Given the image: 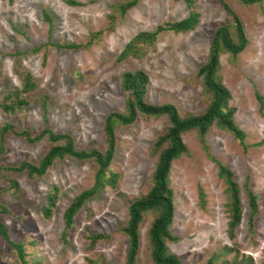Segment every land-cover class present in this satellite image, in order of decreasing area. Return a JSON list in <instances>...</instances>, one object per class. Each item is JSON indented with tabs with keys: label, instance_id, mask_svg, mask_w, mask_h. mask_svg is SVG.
<instances>
[{
	"label": "rangeland",
	"instance_id": "obj_1",
	"mask_svg": "<svg viewBox=\"0 0 264 264\" xmlns=\"http://www.w3.org/2000/svg\"><path fill=\"white\" fill-rule=\"evenodd\" d=\"M122 1L0 0V127L7 122L31 135L46 127L53 133L69 134L78 151H100L106 116L124 109L126 92L121 89V75L135 70L148 77V103H170L181 115L205 110L209 99L195 74L207 57L214 30L230 23L221 4L139 0L115 23L112 32H104L99 42L86 48L91 33L105 30L110 5ZM227 4L241 21L248 43L233 65L227 54L220 55L219 75L230 93L229 106L235 108L234 122L245 138L240 145L228 132L212 126L204 151L195 131L182 135L187 152L172 162L170 175L174 194L170 232L178 241L167 243V247L183 264H206L209 259L214 264H264V0L248 7L236 1ZM191 11L199 15L192 31L161 32L152 43L140 46L139 57L118 59L137 34L181 21ZM54 44L79 47L57 48ZM20 73L30 74L36 83L25 97L24 115L2 109L4 103H10L4 97L21 87ZM42 97L49 98L46 124ZM166 121L165 116L138 117L133 124L116 128L109 167L114 185L85 202L65 237L64 210L93 183L90 161H56L40 178H30L24 172L0 173V206L8 211L0 214V222L24 251L20 259L0 239V264H123L127 241L119 228L128 220V206L149 189L158 156L153 143ZM2 147L0 168L23 161L36 164L48 142L43 138L27 143L7 133ZM215 161L230 169L240 189L247 179L248 187L258 196L252 234L247 230L248 209L241 194L242 220L234 239L228 238L226 185L218 177ZM10 181L16 186L11 187ZM52 187L58 189V197L52 216L46 219L41 207ZM151 220L146 217L140 226L136 264H151L146 240ZM87 229L108 238L90 249Z\"/></svg>",
	"mask_w": 264,
	"mask_h": 264
},
{
	"label": "trees",
	"instance_id": "obj_2",
	"mask_svg": "<svg viewBox=\"0 0 264 264\" xmlns=\"http://www.w3.org/2000/svg\"><path fill=\"white\" fill-rule=\"evenodd\" d=\"M139 0H123L122 2L112 3L110 5V14L107 16V26L104 31L90 34L89 41L85 44L87 48L93 42H99L100 36L113 31L115 23L123 18L127 11L134 7ZM190 5V0H184ZM221 4L226 12L230 23L221 24L213 32L210 41L207 57L204 63L198 68L195 76L201 81L202 93L206 95L209 102L205 110L193 115L190 113L181 115L176 107L170 103L150 104L145 100L147 86L149 83L147 75L141 70L124 72L121 75V89L126 92L124 109L122 112H111L103 123V149L98 150H76L73 139L69 134L53 133L50 129L44 127L35 135H31L27 130H16L13 125L5 122L0 127V151H3L2 142L7 133L22 138L27 143H34L43 138L47 139L48 147L36 163L21 162L17 166H5L0 168L2 172L26 173L30 178H40L46 171L54 165L56 161L67 158L84 162L90 161L93 170L92 185L75 196L71 203L63 212L64 229L63 237L67 231L71 230L75 224L76 215L84 208L85 202L95 196L105 187H112L115 182V176L109 172V167L115 150V130L117 127H125L133 124L138 117L143 119H157L165 116L167 121L161 134L153 143V152H157V160L153 173L150 177V186L146 194L138 197L128 206V220L125 226H121L119 231L127 241V249L123 264H136L140 249V226L151 216L152 220L146 233L147 245L149 248V257L151 264H183L175 254L171 253L167 243L176 242L178 238L170 232V227L174 216V194L170 186V175L172 162L181 155L186 154L187 149L182 141V135L190 131H195L198 141L204 151H207L206 135L212 126L228 132L240 145L243 144L245 134L235 124V108L229 106L230 93L222 84L219 75L220 62L219 57L222 53L228 55L230 64H234L248 41L244 34V28L239 18L233 13L227 4V1H236L243 6L259 5L262 0H210ZM74 4V2H69ZM44 20L52 27L49 16L44 13ZM199 20V15L191 11L188 16L177 22L168 23L158 27L154 32H143L134 36L124 47L118 59L127 56L139 57L141 55L140 46L152 43L156 36L164 31L173 33H186L192 31ZM57 48L77 49L75 44L58 45ZM21 87L12 90L4 97V101H10L9 104H3L2 109L6 112H18L24 115V108L28 102L26 95L36 88V83L28 73H20ZM260 102L261 98L257 97ZM48 97L40 99V107L43 121L46 124ZM261 107V106H260ZM218 177L226 185L228 214L226 233L229 239H234V232L240 225L243 215V203L241 194L244 195L247 204V230L249 234L253 233L254 220L258 213V196L248 187L247 179L242 189L233 179V174L229 168L215 161ZM10 186L15 187L16 183L10 181ZM58 197V189L52 187L46 195L45 204L41 207L44 218L49 219L53 214ZM7 209L0 206V214L7 213ZM87 239L89 248H93L97 242L107 239L104 234H93L89 229ZM0 239L10 246L20 259L24 257L23 246L12 241L8 235L4 223L0 222ZM97 263V261H91ZM104 264V263H100ZM206 264H214L213 259H209Z\"/></svg>",
	"mask_w": 264,
	"mask_h": 264
}]
</instances>
